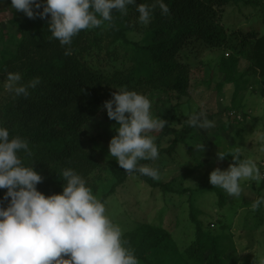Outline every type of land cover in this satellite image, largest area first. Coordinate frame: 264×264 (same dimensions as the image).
Masks as SVG:
<instances>
[{
  "label": "trees",
  "instance_id": "obj_1",
  "mask_svg": "<svg viewBox=\"0 0 264 264\" xmlns=\"http://www.w3.org/2000/svg\"><path fill=\"white\" fill-rule=\"evenodd\" d=\"M7 1L11 4V0ZM164 2L170 9L169 14H162L156 6L147 25L139 22L135 5L128 6L126 14L113 10L111 22L106 21L99 28L82 30L73 37L70 46H61L58 40L52 38L48 28L50 16L30 19L23 12L14 11L9 23L20 39L15 48L13 44H4L2 52L5 58L0 59V81L9 72H19L21 83L27 85L35 78H39L40 83L35 88H29L26 97L8 91L0 94V124L9 129L10 138L20 136L29 142L31 155L23 152L20 155L25 164L33 162L34 170L42 175L43 180L36 187L46 196L62 192L63 169H74L88 183L90 176L100 168L101 158L104 157L103 141L109 144L116 134V121L109 119L103 108L104 101L111 99L113 92L126 87L144 95L156 93L167 101L171 93L187 96L192 63L184 54L183 47L196 43L211 48L221 47L225 40L221 23L224 11L229 7L234 6L232 10H236L240 4L252 5L255 6L254 10L264 13V0ZM136 3L151 4L153 0H136ZM249 28L251 30L240 31L239 36L233 37L234 41L227 43L226 47L231 53L224 56L218 65L220 72L224 73V80L231 83L235 91L240 88L237 77L229 72L238 74L236 68L240 57L248 61L246 71L264 79V32L254 24H250ZM132 31H142L144 34L139 40H133L129 37ZM104 32L107 35L105 40L101 39ZM94 34L100 35V38H92ZM68 47L71 48V55H65ZM200 113L197 110L194 115ZM219 115L207 114V118L215 124L209 129L190 126L188 117L182 120V128L176 129L170 126L171 121L177 119L174 114L169 119L164 118L166 123L155 139L159 156L165 153L175 162L180 154L187 152V166L194 161L198 165L203 164L206 157L207 160L218 159L216 153L221 152L220 142L224 137L229 138L231 132L226 124L229 122L222 121ZM224 127L227 129L225 134ZM102 130L108 140L101 134ZM171 135L174 136L170 144L162 148V139ZM210 135L212 138L209 140ZM198 144L209 145L212 152L208 154L209 150L206 152L205 148L203 152L196 150ZM236 153L241 160L245 159L239 152ZM190 157L192 163L189 162ZM230 162H233L232 157ZM139 163L148 164L150 161L142 160ZM108 169L114 182L101 195L102 202L106 203L132 174L144 181L151 188V193L160 192L164 202L159 210L162 215L160 220H144L138 226L123 231L126 246L134 250L139 264H228L230 249L222 243V235L204 231L203 219L200 218L202 212L193 205L197 194L211 189L217 196V213L226 214L227 193L224 190L213 185L195 189L179 188L171 181L126 172L117 162ZM5 192L6 189H0V202L4 206L8 203L3 200ZM173 193L181 197L186 195L189 201L188 220L183 224L187 232L183 235L190 237H187L189 244L183 249L174 238L172 220L167 225L162 223L163 212L169 208L166 201L171 197L168 195ZM261 196L258 194L257 198ZM261 208L256 212L259 213ZM220 218L214 223L208 222L205 227L216 224L217 228L226 231L227 225ZM173 222L176 226V218ZM230 263L235 264V261ZM247 264L261 263L256 259L247 261Z\"/></svg>",
  "mask_w": 264,
  "mask_h": 264
},
{
  "label": "clouds",
  "instance_id": "obj_2",
  "mask_svg": "<svg viewBox=\"0 0 264 264\" xmlns=\"http://www.w3.org/2000/svg\"><path fill=\"white\" fill-rule=\"evenodd\" d=\"M130 5H135L139 22L145 25L156 6L162 14L170 12L164 0L151 4H137L136 0H11L12 9L30 19L50 16L49 31L61 46H70L82 30L111 22L113 10L126 14ZM65 55H71L70 47ZM21 80L19 72H9L3 87L26 97L28 89L40 83L39 78L27 85ZM111 97L103 103L108 118L117 125L108 145L110 156L126 172L158 180L159 169L139 161L158 159V146L150 133L163 128L166 121L153 116L151 101L142 93L122 87ZM189 125L201 129L215 126L206 113L193 115ZM260 139L264 142V136ZM204 148V144L196 146L201 152ZM21 152L31 155L29 142L20 136L10 138L9 129L0 124V189H6L3 200L8 201L6 206L0 202V264H139L134 250L126 246L122 228L107 215L105 203L79 173L63 169L62 192L46 196L36 187L42 175L34 170L33 162L24 163ZM228 154L233 162L226 169H212L209 183L240 198L242 182L262 181L264 174L253 159L241 160L233 152L216 153L220 160ZM262 206L264 196L252 203L253 210Z\"/></svg>",
  "mask_w": 264,
  "mask_h": 264
},
{
  "label": "rangeland",
  "instance_id": "obj_3",
  "mask_svg": "<svg viewBox=\"0 0 264 264\" xmlns=\"http://www.w3.org/2000/svg\"><path fill=\"white\" fill-rule=\"evenodd\" d=\"M261 6L259 5V7ZM233 7L224 11L221 24L225 31V40L221 47L211 48L199 43L194 44V48H191L192 45L183 47L184 54H187L186 57L191 60L190 64L192 63V66L189 67L190 88L188 95L178 96L171 93L169 101L156 93L155 95L147 93L146 96L151 101V112L154 117L169 119L173 114L177 117L170 123V126L176 129L182 128L184 117H188L190 120L197 110L206 114H221L218 117L222 121L229 122L226 124L229 125L228 130L231 132L229 138L224 137L221 140L220 151L239 152L245 159H253L261 173L264 174V150H262L264 142L260 139L264 136V79H261L256 73L246 71L248 61L240 57L236 68L238 74L235 75L233 71L229 72L233 77H237L236 82L240 88L235 91L234 86L224 80V73L220 72V68L218 69L224 54L231 53V50L226 47L227 43L234 41L233 37L237 34L239 36L240 31H249L251 30L249 25L254 24L262 33L264 32V13L262 10H254L255 6L252 5L240 4L236 10H232ZM14 11L15 9H12L7 0H0V59L5 58V54L2 52L5 48L4 44H13V48H15L20 39L9 23ZM105 29L106 27L103 28V30ZM143 34L142 31H132L129 33V37L139 40ZM95 36L100 38L98 34L92 35V38ZM106 36L105 32L102 33L101 39L105 40ZM13 48L10 47V49ZM6 78L0 81V94L6 91L3 87ZM244 86L247 87L244 88ZM225 107L227 109H224ZM103 130L101 134L108 140V136L103 133ZM160 130H155L150 135L156 139ZM226 130L224 127L223 134ZM173 136H165L161 141V147L166 148ZM211 138L212 135L207 139ZM231 139L232 141H230ZM103 143L105 146L104 157L101 158L100 168L88 180V184L91 185L93 193L98 199L109 190L114 182L108 166L117 162L109 154L108 142L103 141ZM205 149L206 152L207 149L209 150L208 154L212 152L209 145ZM188 156L187 152L180 154V157H177L175 161L179 163H175L164 153L148 164L159 169L160 178L158 180L171 181L179 188L195 189L205 186L212 187L208 179L211 170L216 167L222 170L226 169L231 163V155L228 154L223 160H207L208 157H206L203 164L198 165L194 161L193 164L189 163L190 166H187L185 163H188L186 162ZM189 162L192 163L191 157ZM241 186L243 194L240 198L227 195V205L224 208L226 214L217 213L219 211L215 204L217 196L211 189L202 190L197 194L193 199V205L202 212L200 218L203 219L204 231L222 235V243L230 249L228 264H231V261H235V264H247V261L253 262L256 259L261 263L264 261V206L258 213L252 209V203L257 199L258 194L264 196V180L244 181ZM168 196L171 197L169 200L166 199L169 208L163 212L162 223L167 225L172 220V226L175 227L173 228L174 238L179 246L182 245L180 249H183L185 245L189 244L187 237H190V235H183L184 232H187L183 224L188 220L189 201L186 195L181 197L173 193ZM105 206L107 215L124 231L127 228L138 226L144 220L147 222L153 221V218L160 220L162 215L159 210L163 208L164 202L160 192L151 193V188L132 174L129 175L125 184L119 186L115 193L108 198ZM175 218L176 226L173 222ZM219 218L223 221L222 223L227 225L226 231H222L219 229L220 227L217 228L216 224L205 227L208 222L214 223Z\"/></svg>",
  "mask_w": 264,
  "mask_h": 264
},
{
  "label": "built area",
  "instance_id": "obj_4",
  "mask_svg": "<svg viewBox=\"0 0 264 264\" xmlns=\"http://www.w3.org/2000/svg\"><path fill=\"white\" fill-rule=\"evenodd\" d=\"M226 55H227V53H226Z\"/></svg>",
  "mask_w": 264,
  "mask_h": 264
}]
</instances>
